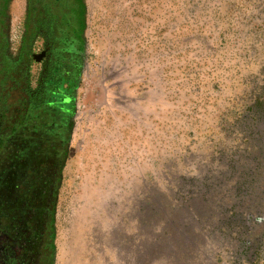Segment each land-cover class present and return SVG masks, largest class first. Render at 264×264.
I'll list each match as a JSON object with an SVG mask.
<instances>
[{"label": "rangeland", "instance_id": "374dc122", "mask_svg": "<svg viewBox=\"0 0 264 264\" xmlns=\"http://www.w3.org/2000/svg\"><path fill=\"white\" fill-rule=\"evenodd\" d=\"M84 1L50 263L264 264V0Z\"/></svg>", "mask_w": 264, "mask_h": 264}, {"label": "flooded vegetation", "instance_id": "af4514ba", "mask_svg": "<svg viewBox=\"0 0 264 264\" xmlns=\"http://www.w3.org/2000/svg\"><path fill=\"white\" fill-rule=\"evenodd\" d=\"M0 0V264H50L84 62V0Z\"/></svg>", "mask_w": 264, "mask_h": 264}, {"label": "trees", "instance_id": "16d2710c", "mask_svg": "<svg viewBox=\"0 0 264 264\" xmlns=\"http://www.w3.org/2000/svg\"><path fill=\"white\" fill-rule=\"evenodd\" d=\"M253 107H254V110H253L254 119H253L252 123L244 125V131L246 133H250V135H252V134L259 135L260 134L259 129H261V125H262L261 122L264 123V102L258 103V105H255ZM262 134H264V130H263ZM69 141H70V137L68 138V141L66 142L65 150L62 153V157H61V161H60V171H59V177H58V184H57L56 190H55V200H54V209H53L54 211L52 213L53 221H54L55 206H56V201H57V197H58V192H59V188H60L61 181H62V171H63L64 163H65V160L67 157L66 147H67ZM54 237H55V233L53 231L52 241L54 240Z\"/></svg>", "mask_w": 264, "mask_h": 264}, {"label": "water", "instance_id": "95a60500", "mask_svg": "<svg viewBox=\"0 0 264 264\" xmlns=\"http://www.w3.org/2000/svg\"><path fill=\"white\" fill-rule=\"evenodd\" d=\"M53 258V256H51Z\"/></svg>", "mask_w": 264, "mask_h": 264}]
</instances>
